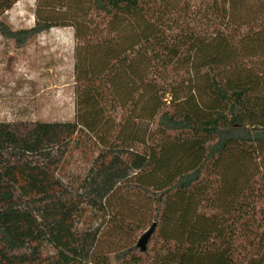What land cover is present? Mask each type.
Listing matches in <instances>:
<instances>
[{"label": "trees", "instance_id": "16d2710c", "mask_svg": "<svg viewBox=\"0 0 264 264\" xmlns=\"http://www.w3.org/2000/svg\"><path fill=\"white\" fill-rule=\"evenodd\" d=\"M18 1L0 0V34L18 47L74 29L75 121L0 122V264H264V205L254 209L247 169L264 157V0H74L61 22L14 31L2 17ZM87 147L109 205L120 191L154 202L160 246L89 257L84 241L38 256L15 199L49 187L32 173L48 151ZM128 165L137 174L121 182ZM255 184L264 192V169Z\"/></svg>", "mask_w": 264, "mask_h": 264}, {"label": "rangeland", "instance_id": "374dc122", "mask_svg": "<svg viewBox=\"0 0 264 264\" xmlns=\"http://www.w3.org/2000/svg\"><path fill=\"white\" fill-rule=\"evenodd\" d=\"M196 2L202 0H194V5ZM81 4L74 0H19L2 19L14 31L26 30L35 26L38 17L54 16L55 21L61 22L70 16L72 11L68 8ZM37 121H75V35L71 27L52 28L24 47L0 34V122ZM61 131L66 133L68 129L58 130L52 138L57 139L55 136ZM59 150L57 156L56 150L48 151L51 158L44 156L38 165L46 167L32 172L36 179L50 182L49 187L40 195L33 189L15 199L16 206L25 214L20 228L34 230L38 256L50 257L58 246L81 251L84 241L83 252L89 257L97 251L112 253L137 245L154 222V202L134 192L120 191V200L109 205L107 188L103 197L99 196L102 189L97 191L106 176L103 168H98L101 166L96 159L98 152L90 151L89 147L73 155L67 148ZM38 160L33 155L28 157V162ZM247 169L251 176L248 182L253 186L250 200L253 199L258 212L264 205V192L254 182L263 172L264 157L257 155ZM137 171L128 165L118 171L122 177L119 181L135 177ZM40 234L41 240L35 238ZM157 236L150 240L149 250L155 244L161 245ZM56 238L61 242H56Z\"/></svg>", "mask_w": 264, "mask_h": 264}, {"label": "water", "instance_id": "95a60500", "mask_svg": "<svg viewBox=\"0 0 264 264\" xmlns=\"http://www.w3.org/2000/svg\"><path fill=\"white\" fill-rule=\"evenodd\" d=\"M156 229V224H153L149 230H147L139 239L137 247L141 252H146L148 249L149 242Z\"/></svg>", "mask_w": 264, "mask_h": 264}]
</instances>
